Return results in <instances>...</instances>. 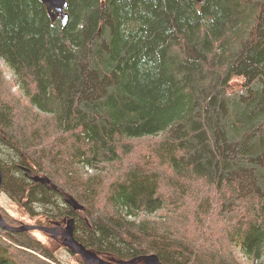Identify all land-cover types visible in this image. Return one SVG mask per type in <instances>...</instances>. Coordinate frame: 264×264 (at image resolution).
Masks as SVG:
<instances>
[{
	"label": "trees",
	"instance_id": "1",
	"mask_svg": "<svg viewBox=\"0 0 264 264\" xmlns=\"http://www.w3.org/2000/svg\"><path fill=\"white\" fill-rule=\"evenodd\" d=\"M64 10L65 25L40 0H0V58L22 92L0 69V191L37 214L0 206L4 222L69 223L111 262L243 264L241 247L264 264V0ZM58 247L0 226V264H61Z\"/></svg>",
	"mask_w": 264,
	"mask_h": 264
},
{
	"label": "water",
	"instance_id": "2",
	"mask_svg": "<svg viewBox=\"0 0 264 264\" xmlns=\"http://www.w3.org/2000/svg\"><path fill=\"white\" fill-rule=\"evenodd\" d=\"M45 6L48 16L51 21L59 19L63 25L66 24L68 20V13L64 10L66 0H40ZM29 169L27 170V172ZM31 178L34 181L50 184V180L44 176H38L33 174ZM2 175L0 172V186H1ZM54 187V186H53ZM68 203L72 204L74 209H82L83 206L77 204L73 199H68ZM0 226L4 229H9L13 231H25V230H40L42 232L48 233L57 239L61 238L62 244L68 248L72 253L78 254L84 260L86 264H164L156 258H148L144 262H136L135 260L130 261H118L111 262L100 258L96 253L86 249L83 244H81L77 239L74 238L71 225H67L62 229L57 227H46L37 224H21L17 227L8 226L2 216L0 215Z\"/></svg>",
	"mask_w": 264,
	"mask_h": 264
},
{
	"label": "rangeland",
	"instance_id": "3",
	"mask_svg": "<svg viewBox=\"0 0 264 264\" xmlns=\"http://www.w3.org/2000/svg\"><path fill=\"white\" fill-rule=\"evenodd\" d=\"M0 69L2 70V72H3L2 74L5 77L3 82L5 84L6 90L10 91L12 94H15V95L17 94V95L21 96L22 92L20 90V86L18 84V79H17L15 72L1 58H0ZM85 169H82L83 172L85 171ZM88 172H91V170L89 169ZM83 175L86 176V173H83ZM31 180H33V179L31 178ZM0 206L3 207L9 214H11L12 216H14L16 218H19L20 220H23L24 222L37 220V218H36L37 214H35V218H32L33 220L29 219L28 218L29 215L23 210V208L21 206H19L18 204L12 202L10 200V198L5 193H3L1 191H0ZM40 217L43 218L42 216H40ZM33 222H31V223H33ZM35 234L39 240H41L43 242H47L46 241L47 237L45 235H43L37 231L35 232ZM235 251H236V254L238 255L240 261L243 264H252L250 262L249 258L247 256H245L244 253L242 252L241 247H238V248L236 247ZM70 253L71 252L68 249H66L65 247L64 248L58 247L57 251L55 252V256L58 258V260L61 264H82L80 261L75 260ZM253 264H254V262H253Z\"/></svg>",
	"mask_w": 264,
	"mask_h": 264
},
{
	"label": "bare ground",
	"instance_id": "4",
	"mask_svg": "<svg viewBox=\"0 0 264 264\" xmlns=\"http://www.w3.org/2000/svg\"><path fill=\"white\" fill-rule=\"evenodd\" d=\"M135 143V142H134ZM138 143V142H137ZM157 172V171H156ZM251 194V193H250ZM250 196V195H249ZM233 198V197H232ZM238 199H239V197H238ZM259 201V200H258ZM239 207V206H238ZM221 218V217H220ZM221 222V221H220ZM216 223V222H215ZM227 223V222H226ZM235 223V222H234ZM217 224V223H216ZM219 224V223H218ZM207 241H209V240H207ZM206 243V242H205ZM211 246V245H210ZM213 246H215L214 244H213ZM141 248V247H140ZM207 248V247H206ZM205 248V249H206ZM210 248V247H209ZM215 249H217L218 250V248H215ZM226 249V248H225ZM207 250V249H206ZM213 250V249H212ZM216 250V251H217ZM221 250V249H220ZM227 250H228V248H227ZM206 252V251H205ZM212 252V251H211ZM214 252V251H213ZM229 252V251H228ZM206 254V253H205ZM226 254H227V252H226ZM229 256V255H228ZM231 259V258H230ZM233 260V259H232ZM235 263V262H234ZM232 264V263H231Z\"/></svg>",
	"mask_w": 264,
	"mask_h": 264
}]
</instances>
